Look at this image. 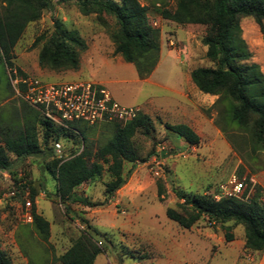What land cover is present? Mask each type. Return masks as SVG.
Segmentation results:
<instances>
[{"label": "rangeland", "instance_id": "1", "mask_svg": "<svg viewBox=\"0 0 264 264\" xmlns=\"http://www.w3.org/2000/svg\"><path fill=\"white\" fill-rule=\"evenodd\" d=\"M139 1L148 6V20L159 31L160 45L158 62L144 79L137 76L133 64L114 53L109 34L113 20L107 18L108 27H104L95 14H81L72 2H53L51 9H43L37 19L26 22L13 48L14 68L22 74L46 83L94 82L117 102L138 106L152 126L148 135L135 133L138 159L134 163L124 161L122 174L130 169L131 173L114 196L105 205L71 204L68 213L54 196L55 180L41 169L49 157L38 154L15 161L10 155L19 184L25 185L16 186L10 174L0 170V248L11 264H57L56 258L86 229L83 220L98 232L95 238L103 247L93 264H264V250L245 247L241 224L209 222L204 217L185 229L166 216L167 207L178 209L176 191L210 194L230 174L244 180L246 199L258 186L259 201L264 204V152L251 153L249 133L234 129L233 134H238L234 138L236 147L231 145L214 123L217 112L210 107L217 96L199 91L190 80L192 69L214 66L201 43L205 28L164 19L149 1ZM167 2L171 8L174 0ZM53 17L67 29L76 30L86 42L76 70H53L38 64L43 40L33 43L37 37L51 34ZM240 26L251 61L264 74V21L262 30L250 18H242ZM6 81L10 84L7 68L0 65V126L8 120L21 121L20 107L24 103L11 84L10 90L6 87ZM163 122L188 124L198 134L199 143L184 142L167 132ZM108 135L98 126L91 137L93 148ZM59 144L66 151L72 147L63 140ZM152 158L160 163L159 175L154 174ZM100 163L101 174L77 189L96 203L104 202L105 184L111 179L108 163ZM157 184L163 186L162 199L157 195ZM31 190L35 192L33 202ZM32 204L49 223L45 241L32 229ZM227 234L231 240L226 239Z\"/></svg>", "mask_w": 264, "mask_h": 264}, {"label": "trees", "instance_id": "2", "mask_svg": "<svg viewBox=\"0 0 264 264\" xmlns=\"http://www.w3.org/2000/svg\"><path fill=\"white\" fill-rule=\"evenodd\" d=\"M147 1L164 19L205 28L201 43L205 47V56L214 66L192 69L190 80L199 91L217 96L210 107L217 112L214 123L231 145L236 147L234 138L238 134H233L234 129L238 133H249L251 153L264 152V74L259 65L251 61V51L242 37L240 26L242 18H250L262 30L264 0H174L171 8L167 7V0ZM53 2H72L81 14H95L104 27H108L107 18H111L113 27L109 34L114 43V53L120 55L124 62L133 64L140 79L148 77L154 70L160 52L159 31L148 20V6L139 0H0L1 66L14 68L13 48L26 22L37 19L43 9H51ZM156 3L160 6L155 7ZM42 40L37 55L41 67L53 70H76L79 67L80 53L86 50L87 45L76 30L67 29L53 17L51 34L37 37L33 45ZM17 71L22 74L18 68ZM6 82L10 90V84ZM20 111L21 121L8 120L9 123L0 126V170L10 174L15 185L23 188L25 185L19 184L21 180L13 171L14 160L38 154L49 157L41 169L55 180L54 196L67 213L71 204L105 205L114 196L131 173L130 169L125 176L122 174L124 161L134 163L138 159L135 133L148 135L152 126L149 116L140 111L124 124L110 121L88 125L73 121L68 127L46 118L25 102ZM162 124L167 132L184 142L191 145L199 143L198 134L188 124ZM98 126L109 135L94 149L91 137ZM62 140L70 142L72 147L69 151L63 147L62 155L57 157L54 144ZM151 154L153 151L148 156ZM100 161L108 163L111 179L105 184L104 202L96 203L78 193L77 189L101 174ZM41 189L46 192L43 184ZM31 191L33 202L35 192ZM213 193L186 195L176 191L178 209L167 207L166 216L185 229L204 217L209 222L233 221L244 226L247 249L264 250V204L259 201V187L254 186V192L248 199L215 200ZM163 194V186L157 184L159 199ZM30 216L33 231L40 239L47 240L49 223L36 212L33 204ZM83 221L86 229L56 258L57 264H93L103 251L95 238L98 232ZM226 239L231 240L232 236L227 234ZM0 264H11L1 248Z\"/></svg>", "mask_w": 264, "mask_h": 264}, {"label": "built area", "instance_id": "3", "mask_svg": "<svg viewBox=\"0 0 264 264\" xmlns=\"http://www.w3.org/2000/svg\"><path fill=\"white\" fill-rule=\"evenodd\" d=\"M8 79L15 93L25 103L38 109L43 116L53 122L68 127L73 121L88 125L118 121L125 123L134 118L140 108L117 102L110 92L94 82L46 83L36 78L20 74L15 68H7ZM57 157L62 155V147L54 144ZM155 175H159L160 163L152 158ZM244 180L230 174L217 185L213 198H245Z\"/></svg>", "mask_w": 264, "mask_h": 264}, {"label": "crops", "instance_id": "4", "mask_svg": "<svg viewBox=\"0 0 264 264\" xmlns=\"http://www.w3.org/2000/svg\"><path fill=\"white\" fill-rule=\"evenodd\" d=\"M99 83L102 84L101 82H99ZM102 85H103V84H102ZM209 96H214V95H210V94H209Z\"/></svg>", "mask_w": 264, "mask_h": 264}, {"label": "water", "instance_id": "5", "mask_svg": "<svg viewBox=\"0 0 264 264\" xmlns=\"http://www.w3.org/2000/svg\"><path fill=\"white\" fill-rule=\"evenodd\" d=\"M161 156H163V151H161Z\"/></svg>", "mask_w": 264, "mask_h": 264}]
</instances>
